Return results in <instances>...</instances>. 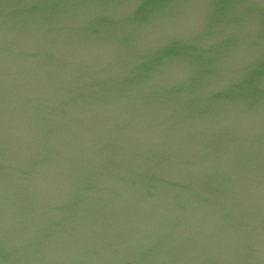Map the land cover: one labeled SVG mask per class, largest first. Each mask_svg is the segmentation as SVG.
<instances>
[{"label":"water","instance_id":"1","mask_svg":"<svg viewBox=\"0 0 264 264\" xmlns=\"http://www.w3.org/2000/svg\"><path fill=\"white\" fill-rule=\"evenodd\" d=\"M0 264H264V0H0Z\"/></svg>","mask_w":264,"mask_h":264}]
</instances>
